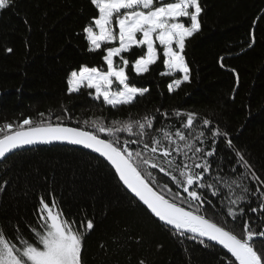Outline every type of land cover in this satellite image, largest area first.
<instances>
[{"label":"trees","instance_id":"16d2710c","mask_svg":"<svg viewBox=\"0 0 264 264\" xmlns=\"http://www.w3.org/2000/svg\"><path fill=\"white\" fill-rule=\"evenodd\" d=\"M200 2L202 29L185 50L191 82L168 93L167 84L172 78L159 75L164 68L158 61L142 77L131 73L130 83L146 87L149 92L131 106L110 109L92 100L87 94L91 90L71 95L67 92L70 70H78L81 65L105 68L99 52H87L82 33L95 14L89 0H15L11 11L0 13V126L27 117L39 120L40 113L55 119L67 112L71 119L66 123L78 126L79 120L81 127L83 121L99 117L111 121L150 115L156 117L157 128L181 130L187 135L189 130L183 127L186 118L173 113H194L197 120L193 138L201 130L206 137L209 135L202 124L203 119H209L213 129L219 127L229 133L236 148L264 179V0ZM258 17L257 42L248 48L250 30ZM9 47L11 53L6 51ZM221 57L224 68L220 66ZM165 112L167 117L161 115ZM152 134L159 133L153 130ZM220 139L217 155L209 158L215 161L213 174L235 178L244 169L236 163L235 153L219 143ZM202 146L207 150L208 144ZM93 157L62 146L11 155L0 164V183L8 181L0 192V221L19 222L20 227L30 231L28 222L36 220L39 197L52 193L66 215L77 219L78 214H89L96 219L95 230L87 237L86 264H138L140 259L147 264H220L223 251L203 249L193 241L180 244L167 231L147 221L139 210L130 208L110 170ZM233 168L237 172L233 173ZM247 183L255 189L250 179ZM211 199L208 215L217 222L227 220L231 227L235 222L226 215L221 198ZM249 199L255 206V197ZM236 231L239 234V226ZM137 237H142L139 243Z\"/></svg>","mask_w":264,"mask_h":264},{"label":"snow or ice","instance_id":"6c2138e0","mask_svg":"<svg viewBox=\"0 0 264 264\" xmlns=\"http://www.w3.org/2000/svg\"><path fill=\"white\" fill-rule=\"evenodd\" d=\"M89 4L95 14L82 29L87 52H99L106 68L81 65L78 70H70L66 77L68 94L92 90L88 96L110 109L131 106L149 92L146 87L130 83L131 73L142 77L158 61L164 68L159 75L172 78L167 84L168 93L191 82L185 50L202 29L200 0H89ZM14 6L15 0H0V13ZM259 19L253 22L248 48L257 42ZM6 51L11 53L13 49ZM223 60L221 57L222 68L226 67ZM239 80L236 74L237 87ZM161 115L167 117L168 113ZM173 115L186 118L183 127L189 134L157 128L156 117L150 115L111 121L99 117L83 121L82 127L79 120L78 126H69L66 120L71 117L67 112L55 119L40 113L39 120L27 117L18 123L6 122L0 126V161L42 145L68 144L86 149L110 170L127 205L180 244L193 241L214 252L219 246L224 252L220 264H264V179L236 148L227 131L213 129L211 121L203 119L209 135L206 137L201 130L193 138L196 115L179 111ZM153 130L159 134H152ZM217 138L235 153L236 163L244 169L235 178L213 174L215 161L209 158L217 155ZM205 144L207 150L202 146ZM249 179L256 185L254 190L247 183ZM7 183H0V192ZM211 197L221 198L226 215L235 222L231 227L227 220L217 222L208 215ZM250 197H255V206H251ZM35 216V222H28L30 231L20 227L19 222L0 221V264H86L87 237L96 227L94 216L78 214L73 219L52 193L39 197ZM135 239L139 243L142 237ZM138 264L147 262L140 259Z\"/></svg>","mask_w":264,"mask_h":264},{"label":"water","instance_id":"95a60500","mask_svg":"<svg viewBox=\"0 0 264 264\" xmlns=\"http://www.w3.org/2000/svg\"><path fill=\"white\" fill-rule=\"evenodd\" d=\"M50 146H62V147H68V148H73V149H77V150H80V151H83V152H86V153H88V154H90V155H92V156H95L96 154H94V153H90L88 150H86V149H82V148H80V147H78V146H73V145H68V144H53V145H42V146H37V147H35V148H33V149H36V148H40V147H50ZM25 150H28V149H25ZM25 150H20V151H18V152H22V151H25ZM31 150V149H30ZM17 152V153H18ZM11 155H13V154H10V156ZM97 159H99V158H97ZM3 161H0V164L2 163ZM217 248L219 249V246H217ZM230 255V254H229Z\"/></svg>","mask_w":264,"mask_h":264},{"label":"rangeland","instance_id":"374dc122","mask_svg":"<svg viewBox=\"0 0 264 264\" xmlns=\"http://www.w3.org/2000/svg\"><path fill=\"white\" fill-rule=\"evenodd\" d=\"M105 68H106V65H105ZM180 75H182V74H180ZM92 91V90H91Z\"/></svg>","mask_w":264,"mask_h":264}]
</instances>
